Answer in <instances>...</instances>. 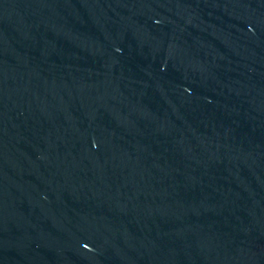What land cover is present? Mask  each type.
Here are the masks:
<instances>
[{"label": "water", "instance_id": "95a60500", "mask_svg": "<svg viewBox=\"0 0 264 264\" xmlns=\"http://www.w3.org/2000/svg\"><path fill=\"white\" fill-rule=\"evenodd\" d=\"M0 264H264V0H0Z\"/></svg>", "mask_w": 264, "mask_h": 264}]
</instances>
